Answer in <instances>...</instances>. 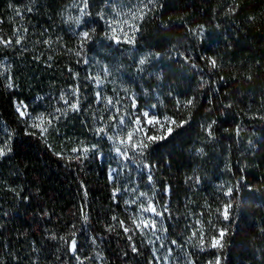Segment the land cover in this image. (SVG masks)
Wrapping results in <instances>:
<instances>
[{"label": "trees", "instance_id": "trees-1", "mask_svg": "<svg viewBox=\"0 0 264 264\" xmlns=\"http://www.w3.org/2000/svg\"><path fill=\"white\" fill-rule=\"evenodd\" d=\"M78 1L0 0V40L11 41L0 43V148L10 147L0 156V264H152L148 245L124 231L136 175L156 189L167 234L181 211L210 235L226 230L223 248L208 244L193 264H264V0H156L133 43L124 32L132 36L128 13L140 0H88L86 14ZM104 69L173 128L142 156L129 149L139 172L109 146Z\"/></svg>", "mask_w": 264, "mask_h": 264}, {"label": "rangeland", "instance_id": "rangeland-1", "mask_svg": "<svg viewBox=\"0 0 264 264\" xmlns=\"http://www.w3.org/2000/svg\"><path fill=\"white\" fill-rule=\"evenodd\" d=\"M82 4L83 0H79L78 5L81 6ZM104 70L105 71H103L99 75V80L101 81V83H98V86H100L101 89L105 91L106 95V103L102 108V114L106 120V127H104V129L112 128V133L107 135V139L109 140L110 136L114 138H126L127 133L129 131L135 130L137 127H139L140 130L136 132V135L134 137L135 140L143 139L146 141L147 136L161 135L167 129V125L165 124V122L158 118L151 108H137L134 94L129 90V85L123 78V76L121 77L115 72L106 71V69ZM107 98H111V104L108 103ZM133 101L135 102V107L132 106ZM20 105L21 102L15 101L14 107L16 111L17 108L20 107ZM22 110L26 111L25 105ZM144 112H148L149 117H155L156 119L161 121V123L152 125L148 124L147 120L142 115ZM137 116L141 117L140 126H137L133 123ZM121 119L124 120L123 124L120 123ZM102 134H105V131ZM109 142V146L113 149L115 154L116 147L123 148V146L119 144L118 139L109 140ZM74 148L77 149V151H82L86 154L96 149V145L92 143L85 145L83 144L81 146L75 145ZM85 149H87L88 151H84ZM137 158L139 157L131 156L130 158V168L133 167L135 172H139L141 166H143V163H141V161ZM121 161V166H123V164L127 162V159H121ZM145 170H147V168ZM115 175L116 167L109 165L108 176L111 181L114 180ZM151 188H146L145 190H143L140 187L137 175L134 177L132 184H130L128 187V198L124 197L125 199H123V209L127 217L126 227L131 229L130 232H132L133 236L138 239V242L139 244H141V246L148 245L151 251L152 264H190V262L191 264H193L192 257L194 256L195 252L205 250L208 244L209 248H212L210 247L211 237L216 235H213L211 232V235L208 234L201 226L199 218L196 217V215L193 213L189 214V211H181L182 214L178 219L179 223L174 225V234H167L163 229V224L160 220V216H156L151 212L142 211V208L147 207L149 202H151L155 208H157L161 204L160 202L159 204L156 202L158 199V196L155 193L156 189H154L153 187ZM114 193V196L117 198L121 194L120 190L117 191V188L113 189V194ZM164 193L165 196L162 197V200L164 204H166L169 201V189H166ZM140 219L154 220L157 226L155 229L151 227L143 228V226H141L140 229H137L133 221L135 220L139 222ZM201 230L207 237L206 244L203 247L199 244V231ZM194 232L197 233L196 236H193ZM173 241H175V243H173Z\"/></svg>", "mask_w": 264, "mask_h": 264}, {"label": "snow or ice", "instance_id": "snow-or-ice-1", "mask_svg": "<svg viewBox=\"0 0 264 264\" xmlns=\"http://www.w3.org/2000/svg\"><path fill=\"white\" fill-rule=\"evenodd\" d=\"M151 6V8H150ZM88 7V0H83V7L81 9L82 13H85V10ZM156 7V0H140V4L137 6V8L135 10H130V12L128 13V15L131 17V21L132 23L129 24V27H131L134 31L132 33V36H129V34L127 32H124V37H125V42L126 43H133L134 42V33L136 30V25H135V21L137 19L142 20L144 18V16L147 14V11H150L152 9H154ZM229 11H233L232 9H230ZM120 13H117V16H119ZM77 23H80L79 18H77L76 20ZM113 23H116L115 21ZM122 23H129L128 21H123ZM121 32H123V28L120 29ZM117 32V28L116 27H112V39H116L118 40V37L115 35V33ZM81 38H82V42H86L87 40H89L90 34L89 32H83L81 33ZM21 41L20 39H17L15 41L16 44H19ZM0 43L5 44V46H8L11 41H4V40H0ZM45 43H50V41H46ZM79 54V53H77ZM145 61L142 59L140 61L141 64H143ZM212 66L215 67L216 66V62L215 60L211 61ZM97 82L101 83V81L99 80V78H97ZM9 87H11V83L8 85ZM97 98L100 99V95L99 93L97 94ZM108 99V103L111 104L112 100L111 98H107ZM192 101L189 100L186 102V106L191 105ZM133 107H135V102L133 101ZM24 108V105L21 103L20 107L17 108V111L19 112L21 117H24L27 115L25 110H22ZM70 110L72 111H77L78 110V103H73L70 105ZM66 114V113H65ZM143 117L147 120V123L152 125V124H159L161 123V121H159L158 119H156L155 117H149V113L148 112H144ZM44 123V120L42 118H40V123L39 124H35L34 127L40 128L41 124ZM50 123V121H49ZM121 124L124 123V120L121 119L120 121ZM134 124H136L137 126L141 125V117L137 116L136 119L133 121ZM171 124L175 125L176 127H179L180 125L176 124L175 121H171ZM209 127H211V125H209ZM140 129L139 127H137L135 130L133 131H129L127 133L126 138H114V137H109V140H113V139H118L119 140V144L123 146V148L121 147H116L115 148V152L116 154L121 158V159H130L129 157V149L131 150V152L136 153L140 156H142L145 152L146 149L149 148L150 144L155 143L156 141L159 140H163L165 137L164 136H147L146 137V141L141 139V140H135L134 137L136 135V132H138ZM47 128H41V132H46ZM168 133H171L173 131V128L171 126H169L167 128ZM103 132V129H98L97 130V134H100ZM5 149L10 150V147L6 144L4 148H0V156H3L5 154ZM73 151H77V149H73ZM84 151H88L87 149H85ZM149 179H151V177H149ZM117 191H119V189H117ZM232 192V189L229 188L228 191L225 193V195H230ZM115 195V193H114ZM144 195V194H141ZM232 207L231 204H226L223 208V218L225 220L229 219L230 213H229V209ZM142 211L144 212H151L153 214H155L156 216H160L162 215V213L157 212L156 208L153 206V204L151 202L148 203L147 207L142 208ZM165 211H167V209H165ZM121 226L124 225V222L121 221ZM133 223L136 225L137 229H140L141 226H143V228H156V222L154 220H145V219H140L139 222L137 221H133ZM124 231L126 233L130 232L131 229L124 227ZM197 233L194 232L193 236H196ZM226 235V230L225 229H219L218 230V236H212L211 237V242H210V247L214 248V249H220L223 248L224 244H223V240L224 237ZM129 239H131V236H129ZM191 239V237H190ZM206 240L207 237L205 235V233L201 230L199 231V244L203 247L206 244ZM173 243H175V241H173ZM72 250H75L76 248V242L75 240L72 241ZM133 252H136L137 249L135 248V246H133L132 248ZM191 264V262H190ZM210 264H212V262H210ZM214 264H221V258L219 256H217Z\"/></svg>", "mask_w": 264, "mask_h": 264}]
</instances>
